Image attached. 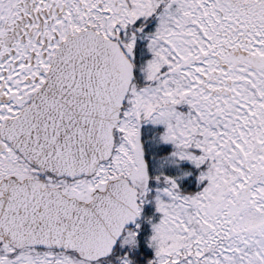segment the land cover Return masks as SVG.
Here are the masks:
<instances>
[{"label": "snow or ice", "instance_id": "6c2138e0", "mask_svg": "<svg viewBox=\"0 0 264 264\" xmlns=\"http://www.w3.org/2000/svg\"><path fill=\"white\" fill-rule=\"evenodd\" d=\"M0 264H264V0H0Z\"/></svg>", "mask_w": 264, "mask_h": 264}]
</instances>
